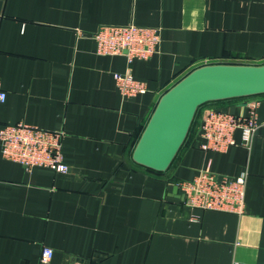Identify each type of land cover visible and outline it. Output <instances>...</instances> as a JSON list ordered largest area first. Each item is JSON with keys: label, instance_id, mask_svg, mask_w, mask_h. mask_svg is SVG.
<instances>
[{"label": "crops", "instance_id": "0c3cea01", "mask_svg": "<svg viewBox=\"0 0 264 264\" xmlns=\"http://www.w3.org/2000/svg\"><path fill=\"white\" fill-rule=\"evenodd\" d=\"M161 27L150 57L97 52L102 26ZM205 63H264V0H0V125L63 132L65 172L0 152V264H264V94L199 106L165 171L132 150L159 96ZM145 90L123 94L115 74ZM224 149L203 148L214 108L247 116ZM200 170L246 174L240 213L185 203ZM44 247L52 257L41 262Z\"/></svg>", "mask_w": 264, "mask_h": 264}, {"label": "built area", "instance_id": "2783aa9c", "mask_svg": "<svg viewBox=\"0 0 264 264\" xmlns=\"http://www.w3.org/2000/svg\"><path fill=\"white\" fill-rule=\"evenodd\" d=\"M97 52L124 54L133 58H148L157 52L161 42V27L125 25L102 26L95 33ZM116 84L123 94L143 92V83L128 74L116 73ZM0 84V101L5 99ZM255 107L247 116L231 114L214 108L208 109L200 123L199 135L205 139L203 148L224 149L234 143L233 134L241 130V145L249 146L258 125ZM63 132L44 129L24 122L0 125V152L8 160L19 163L25 170L47 166L65 172L67 165L62 150ZM246 174L228 176L200 170L192 180H184L177 186L184 195L185 203L191 207L240 213L244 208ZM53 255L51 248L44 247L41 262ZM232 264H244L235 260Z\"/></svg>", "mask_w": 264, "mask_h": 264}, {"label": "water", "instance_id": "95a60500", "mask_svg": "<svg viewBox=\"0 0 264 264\" xmlns=\"http://www.w3.org/2000/svg\"><path fill=\"white\" fill-rule=\"evenodd\" d=\"M258 94H264V63L194 67L159 96L132 150V160L165 171L182 146L199 106Z\"/></svg>", "mask_w": 264, "mask_h": 264}]
</instances>
